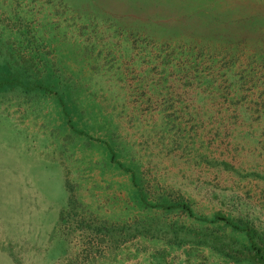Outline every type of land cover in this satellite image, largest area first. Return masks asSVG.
I'll list each match as a JSON object with an SVG mask.
<instances>
[{
    "label": "rangeland",
    "instance_id": "obj_1",
    "mask_svg": "<svg viewBox=\"0 0 264 264\" xmlns=\"http://www.w3.org/2000/svg\"><path fill=\"white\" fill-rule=\"evenodd\" d=\"M0 264H264V0H0Z\"/></svg>",
    "mask_w": 264,
    "mask_h": 264
},
{
    "label": "trees",
    "instance_id": "obj_2",
    "mask_svg": "<svg viewBox=\"0 0 264 264\" xmlns=\"http://www.w3.org/2000/svg\"><path fill=\"white\" fill-rule=\"evenodd\" d=\"M248 233H249V236H250V239H251V242H252V247L254 248L253 250H255V253L256 255H258L259 257H261L263 259V253H262V250L258 247H256V244L254 243L255 242V235H256V232H254L253 230L251 229H248ZM233 243H237L236 241H232ZM245 250H248V251H251L252 249H249L248 247H244ZM215 250L222 253V254H225L226 256L228 257H232V255H230L229 251H227L224 247H218L216 246L215 247ZM238 261H241L243 260L242 258H237Z\"/></svg>",
    "mask_w": 264,
    "mask_h": 264
}]
</instances>
